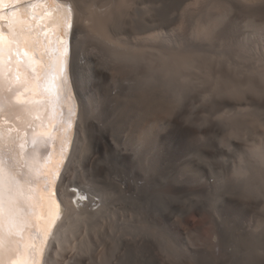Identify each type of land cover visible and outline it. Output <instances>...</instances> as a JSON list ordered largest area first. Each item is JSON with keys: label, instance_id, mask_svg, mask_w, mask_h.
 Here are the masks:
<instances>
[{"label": "rangeland", "instance_id": "obj_1", "mask_svg": "<svg viewBox=\"0 0 264 264\" xmlns=\"http://www.w3.org/2000/svg\"><path fill=\"white\" fill-rule=\"evenodd\" d=\"M70 1L85 61L74 93L111 145L81 121L64 187L99 212L71 221L49 264H264L256 0Z\"/></svg>", "mask_w": 264, "mask_h": 264}, {"label": "bare ground", "instance_id": "obj_2", "mask_svg": "<svg viewBox=\"0 0 264 264\" xmlns=\"http://www.w3.org/2000/svg\"><path fill=\"white\" fill-rule=\"evenodd\" d=\"M58 6L71 9L66 27L50 21ZM78 7L70 0L0 6L5 25L0 45V264H49L71 221L86 223L99 212L96 199L79 190L87 197L80 200L64 187L85 116L74 93L85 67ZM247 11L264 28V0ZM13 23L26 45L9 34ZM85 119L98 132L96 145L110 146L108 129Z\"/></svg>", "mask_w": 264, "mask_h": 264}, {"label": "snow or ice", "instance_id": "obj_3", "mask_svg": "<svg viewBox=\"0 0 264 264\" xmlns=\"http://www.w3.org/2000/svg\"><path fill=\"white\" fill-rule=\"evenodd\" d=\"M49 0H36V3H48ZM51 2L55 3L56 0H51ZM4 3H11V4H22L26 3V0H0V6H2ZM71 14L70 8H64L58 6L54 10V15L50 17V21L53 25L57 27H66L68 23V19ZM14 16V14H13ZM0 21H3V16H0ZM5 30V25L3 23H0V45L3 43V33ZM8 32L12 36L13 40H15L17 43L21 45H26V38L22 37L20 34V31L15 27V24L8 26ZM80 200L86 199L85 196H80Z\"/></svg>", "mask_w": 264, "mask_h": 264}]
</instances>
